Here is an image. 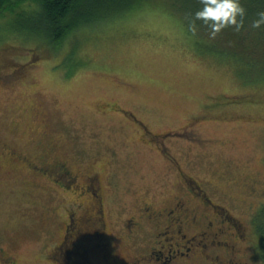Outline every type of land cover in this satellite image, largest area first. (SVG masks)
Listing matches in <instances>:
<instances>
[{"label":"rangeland","instance_id":"obj_1","mask_svg":"<svg viewBox=\"0 0 264 264\" xmlns=\"http://www.w3.org/2000/svg\"><path fill=\"white\" fill-rule=\"evenodd\" d=\"M3 31L0 264H147L151 223L132 230L127 219L183 191L177 162L250 232L264 201V80L244 79L237 60L203 52L152 9L82 26L51 52ZM16 155L65 162L80 184L96 173L101 236L77 192ZM246 243L249 264H264Z\"/></svg>","mask_w":264,"mask_h":264},{"label":"trees","instance_id":"obj_2","mask_svg":"<svg viewBox=\"0 0 264 264\" xmlns=\"http://www.w3.org/2000/svg\"><path fill=\"white\" fill-rule=\"evenodd\" d=\"M148 9L175 17L203 52L237 60L244 79L264 80V0H0V25L51 52L82 26ZM252 223L248 243L264 263V201Z\"/></svg>","mask_w":264,"mask_h":264},{"label":"flooded vegetation","instance_id":"obj_3","mask_svg":"<svg viewBox=\"0 0 264 264\" xmlns=\"http://www.w3.org/2000/svg\"><path fill=\"white\" fill-rule=\"evenodd\" d=\"M106 108L108 111L116 112L111 109V106ZM149 132L152 133V131ZM157 144L161 149L163 142L157 141ZM55 147V144L49 145L50 149ZM11 152L13 151L10 150L9 154ZM16 158L26 163L32 171L48 176L52 183L64 190L77 192L81 198L79 205H86L85 210L88 209L92 213L86 219L90 224L94 223V228L100 230L98 237L101 236L105 225L103 196L96 173L87 175V181L80 184L77 182V174L67 163L56 158L50 161L41 160L39 163L26 162L21 155H16ZM177 164L176 169L183 181V185L181 184L183 191L160 207L146 203L140 207L139 214L127 219L132 230L141 228L142 220L151 223L153 242L148 247L146 256L142 257L143 263L179 264L184 262L186 264L205 261L210 264H249L247 259L249 256L243 253L245 243L249 242L247 228L241 221L225 213L224 209L207 195L197 179L184 173L178 162ZM67 219L61 242H64L69 222L74 219L71 213H67ZM161 236L169 244L167 248L159 242ZM1 253L3 249L0 248ZM3 261L12 262L10 258Z\"/></svg>","mask_w":264,"mask_h":264}]
</instances>
